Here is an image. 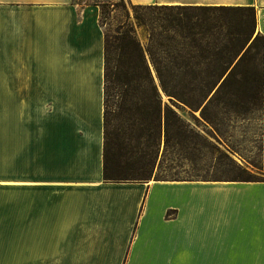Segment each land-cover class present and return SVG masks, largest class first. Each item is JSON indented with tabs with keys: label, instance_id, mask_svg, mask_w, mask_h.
I'll list each match as a JSON object with an SVG mask.
<instances>
[{
	"label": "crops",
	"instance_id": "1",
	"mask_svg": "<svg viewBox=\"0 0 264 264\" xmlns=\"http://www.w3.org/2000/svg\"><path fill=\"white\" fill-rule=\"evenodd\" d=\"M130 1L255 10L264 170V0ZM100 15L0 0V264H264V179H106Z\"/></svg>",
	"mask_w": 264,
	"mask_h": 264
},
{
	"label": "rangeland",
	"instance_id": "2",
	"mask_svg": "<svg viewBox=\"0 0 264 264\" xmlns=\"http://www.w3.org/2000/svg\"><path fill=\"white\" fill-rule=\"evenodd\" d=\"M75 1L100 7L106 4L100 22L108 48V175L146 180L174 177L264 179L261 157L262 39L249 11L192 12L194 20H208L216 27L206 33L210 46L206 45L208 41H201L202 35H197L199 43L190 51L187 41L172 34L169 27L166 32L160 26L161 22L174 16L185 21V15L136 8L139 4L130 0ZM169 35L181 43L166 48ZM141 55L146 58L153 76V61L162 67L173 62L177 64L175 74L167 75V79L179 87V75L184 79L181 81L188 84L187 92L181 96L162 95L161 140L156 127L157 103L150 84L143 79ZM225 65H230L229 69L234 71L226 84L203 91L209 76L217 75L219 68ZM132 77L136 80L130 81ZM166 104L171 107V112L169 142L165 147ZM143 112L148 114L142 117ZM174 137L180 139L181 148L174 145Z\"/></svg>",
	"mask_w": 264,
	"mask_h": 264
},
{
	"label": "trees",
	"instance_id": "3",
	"mask_svg": "<svg viewBox=\"0 0 264 264\" xmlns=\"http://www.w3.org/2000/svg\"><path fill=\"white\" fill-rule=\"evenodd\" d=\"M106 4L101 5V15L105 11ZM136 8L140 9H148L151 11H155L157 13L160 12H169L170 14L174 15H185V21L182 20L181 17L174 16L172 19H167L165 22H161L160 26L168 32L167 27H169L172 30V34L175 33L176 36L181 37L183 40L187 41L186 46L189 47V50L191 51L193 46L196 48L197 44L199 41L196 39L197 35H202L201 36V41H208L206 45L210 46L211 43L209 42V35L206 33H209V31H212L215 27L216 24H212L208 22V20H194L192 12L195 11H229V10H238V9H245L249 11L253 16L255 20V10L252 7H208V6H187V5H137ZM191 14L190 18L188 19L187 16ZM100 15V18H101ZM101 23V22H100ZM102 25V24H101ZM261 37V36H260ZM173 35H169L167 37V43L164 45L162 42H160V45L166 46V48H173L174 43H181L180 40L176 41ZM179 39V38H178ZM262 39V37H261ZM176 48V47H175ZM138 49L141 50V47L138 45ZM107 43H106V35H105V79H106V87H105V92H106V110H105V120H106V136H105V177L106 179L110 180H146V178H128V177H112L107 174V153L110 152V149L108 148V139H107ZM141 65L144 69V76L143 79H146L148 83L150 84V87L152 88L153 95L156 99L157 103V110H158V127L159 130V137L161 140V134H162V121H161V114L163 112V105H162V97L158 91L157 84L155 82V78L151 72L150 66L147 63V60L143 55H141ZM231 65V62H229ZM153 64L155 66V75L157 76L160 85L165 93H167L170 96H175L176 94H179L180 96L183 95L184 93L187 92L188 89V84L185 83L184 79L178 80L179 87L176 86V84H171V82L167 79V75L169 76L170 74H175V68L177 64H173V62H168L165 64L164 67L158 66V63L156 61H153ZM175 65V67H174ZM230 65H225L224 67H220L219 70L217 71V75H211L205 82V89L203 91H211L215 86L220 85L224 86L230 76L233 75L234 71L232 69L230 70L229 67ZM164 70V72H163ZM167 73V74H166ZM136 80L135 77L130 78V81ZM222 80V81H221ZM220 83V84H219ZM192 88V87H191ZM184 102V101H183ZM165 123H164V129H165V147L167 146L169 142L168 138V132H169V112H171V107L166 104L165 108ZM148 112V111H147ZM149 113V112H148ZM146 112H143L142 117L146 116L148 114ZM177 122V121H176ZM175 140L174 145L178 146V148H181V141L177 137L173 138ZM161 144V143H160ZM157 145V143H156ZM147 146H149V143H147ZM159 146V143H158ZM185 147H183L181 150H184ZM186 150V149H185ZM182 152V151H181ZM156 162V161H155ZM173 180H179V179H193L190 177H174L170 178ZM163 180V179H159ZM165 180V179H164ZM199 180V179H198ZM203 180H208V179H203ZM223 180H244V181H250V179H223Z\"/></svg>",
	"mask_w": 264,
	"mask_h": 264
}]
</instances>
